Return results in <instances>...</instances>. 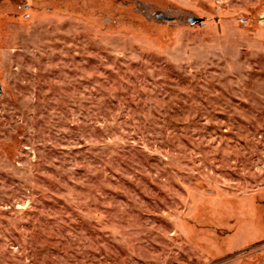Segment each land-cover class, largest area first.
<instances>
[{
	"label": "rangeland",
	"instance_id": "374dc122",
	"mask_svg": "<svg viewBox=\"0 0 264 264\" xmlns=\"http://www.w3.org/2000/svg\"><path fill=\"white\" fill-rule=\"evenodd\" d=\"M0 264H264V0H0Z\"/></svg>",
	"mask_w": 264,
	"mask_h": 264
}]
</instances>
